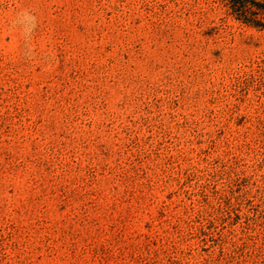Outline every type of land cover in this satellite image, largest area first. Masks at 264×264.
<instances>
[{"label":"rangeland","instance_id":"rangeland-1","mask_svg":"<svg viewBox=\"0 0 264 264\" xmlns=\"http://www.w3.org/2000/svg\"><path fill=\"white\" fill-rule=\"evenodd\" d=\"M0 264H264V9L0 0Z\"/></svg>","mask_w":264,"mask_h":264},{"label":"trees","instance_id":"trees-1","mask_svg":"<svg viewBox=\"0 0 264 264\" xmlns=\"http://www.w3.org/2000/svg\"><path fill=\"white\" fill-rule=\"evenodd\" d=\"M254 6H256L257 8H262L264 9V3H261V2H257V1H254V0H249ZM241 4H235L234 5V9L240 7Z\"/></svg>","mask_w":264,"mask_h":264}]
</instances>
